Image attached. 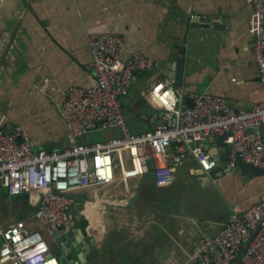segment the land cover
<instances>
[{
	"label": "crops",
	"instance_id": "0c3cea01",
	"mask_svg": "<svg viewBox=\"0 0 264 264\" xmlns=\"http://www.w3.org/2000/svg\"><path fill=\"white\" fill-rule=\"evenodd\" d=\"M253 11L251 0H0V126L8 131L24 126L37 148L65 149L68 128L59 108L66 92L95 82L90 32H119L128 52L159 63L137 74L123 98L134 133L158 126L154 117L162 110L151 90L172 77L186 90L214 93L251 109L264 100L249 32ZM191 16L228 23L224 29L194 27ZM46 80L51 85L45 92L40 86ZM117 134L91 132L80 141ZM209 145L215 152L221 142ZM130 186L136 195L129 204H108L96 217L88 203L92 189L80 192L71 209L73 236L61 243L64 236L48 234L27 194L10 197L0 186V224L26 220L28 228L45 235L60 264H196L199 239L219 232L234 204L247 210L261 202L264 175L245 176L237 168L213 180L191 157L175 169L172 184H160L152 167ZM115 189L123 191V183ZM81 231L92 243L88 255L80 249Z\"/></svg>",
	"mask_w": 264,
	"mask_h": 264
},
{
	"label": "built area",
	"instance_id": "2783aa9c",
	"mask_svg": "<svg viewBox=\"0 0 264 264\" xmlns=\"http://www.w3.org/2000/svg\"><path fill=\"white\" fill-rule=\"evenodd\" d=\"M251 1L249 32L264 87V0ZM88 41L95 82L89 87L74 84L66 92L59 108L68 128L64 150L35 147L22 125L13 131L0 126V186L10 197L27 194L34 215L50 236L58 238L72 230L71 209L80 192L92 189L88 203L96 217L108 204H129L136 195L131 180L142 178L152 167L156 180L164 185L172 184L175 169L191 157L209 175L219 162L206 149L214 136L227 135L229 145L228 166L218 176L237 169L239 159L264 169V100L251 109L238 108L223 96L192 92L174 78L165 79L156 82L151 95L162 110L159 118L167 123L134 133L123 98L130 94L137 74L152 71L159 63L135 50L128 52L125 35L116 31L90 32ZM50 85L46 80L40 89L46 92ZM109 129L118 134L92 143L80 141L91 132ZM119 183L124 185L121 192L115 189ZM255 232L240 264H264V194L247 210L234 204L228 223L199 239L193 261L234 264ZM0 264H60V260L40 230L18 220L9 226L0 224Z\"/></svg>",
	"mask_w": 264,
	"mask_h": 264
},
{
	"label": "water",
	"instance_id": "95a60500",
	"mask_svg": "<svg viewBox=\"0 0 264 264\" xmlns=\"http://www.w3.org/2000/svg\"><path fill=\"white\" fill-rule=\"evenodd\" d=\"M227 23H228L227 20H221V22H220V20H214L210 17L195 18V19H192V22H191L192 26H194V27L201 26V27L216 28V29H224L226 27ZM172 78H174V77H172ZM187 104L189 107H194V102L191 99H187ZM154 120L157 122L158 126H162V125H165L167 123L166 121L161 120L159 118L157 119L156 117H154ZM215 139L220 141L221 145L219 148L216 149L215 152H212L213 150L210 148L209 144H210V142H212ZM226 139H227V135L214 136L206 144V149L208 151H211L215 158L219 159L217 167L209 175L204 173L208 178H212L213 180H217L218 174L220 172L224 171V169L228 166V163H229V153L227 152L229 145L226 143ZM221 156H222V159H221ZM237 167H238V169H240L242 174L245 176L255 177V176L264 175V169L258 168V167L253 166L252 164L246 163L243 159L238 160ZM257 230H258V228H257ZM81 232L84 236V240H83L84 243L81 245L80 249H81V251L86 253V255H88L91 252V244L92 243H90L88 240H85V235H84L83 231H81ZM255 234H256V232L252 235L250 240L244 246L243 250L239 254V256H238V258L234 264H240L244 254L248 250L249 245L252 242ZM62 236H64V237H60L58 239V241H60V243L64 242L67 237H72L73 231L71 230L70 232H68ZM93 241H95V240H93Z\"/></svg>",
	"mask_w": 264,
	"mask_h": 264
},
{
	"label": "bare ground",
	"instance_id": "6f19581e",
	"mask_svg": "<svg viewBox=\"0 0 264 264\" xmlns=\"http://www.w3.org/2000/svg\"><path fill=\"white\" fill-rule=\"evenodd\" d=\"M7 191V190H6Z\"/></svg>",
	"mask_w": 264,
	"mask_h": 264
}]
</instances>
